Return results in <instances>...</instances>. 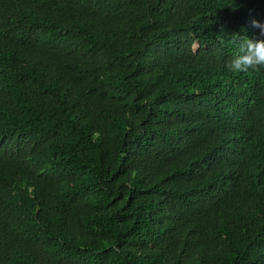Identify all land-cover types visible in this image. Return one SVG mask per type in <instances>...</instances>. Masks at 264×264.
Masks as SVG:
<instances>
[{"label": "trees", "instance_id": "obj_1", "mask_svg": "<svg viewBox=\"0 0 264 264\" xmlns=\"http://www.w3.org/2000/svg\"><path fill=\"white\" fill-rule=\"evenodd\" d=\"M264 0H0V264H264Z\"/></svg>", "mask_w": 264, "mask_h": 264}, {"label": "clouds", "instance_id": "obj_2", "mask_svg": "<svg viewBox=\"0 0 264 264\" xmlns=\"http://www.w3.org/2000/svg\"><path fill=\"white\" fill-rule=\"evenodd\" d=\"M253 28L259 29L258 38L236 36L233 40L237 51L225 62L231 73L260 72L264 70V22L250 20Z\"/></svg>", "mask_w": 264, "mask_h": 264}]
</instances>
